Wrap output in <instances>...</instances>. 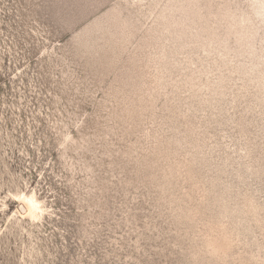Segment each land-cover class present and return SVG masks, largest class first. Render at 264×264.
I'll return each mask as SVG.
<instances>
[{"label": "rangeland", "instance_id": "1", "mask_svg": "<svg viewBox=\"0 0 264 264\" xmlns=\"http://www.w3.org/2000/svg\"><path fill=\"white\" fill-rule=\"evenodd\" d=\"M0 264H264V0H0Z\"/></svg>", "mask_w": 264, "mask_h": 264}]
</instances>
